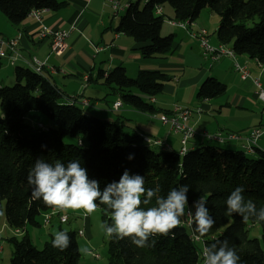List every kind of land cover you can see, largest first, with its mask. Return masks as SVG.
Segmentation results:
<instances>
[{
    "label": "trees",
    "instance_id": "16d2710c",
    "mask_svg": "<svg viewBox=\"0 0 264 264\" xmlns=\"http://www.w3.org/2000/svg\"><path fill=\"white\" fill-rule=\"evenodd\" d=\"M65 5L59 0H0V10L14 26L27 19L31 8L57 12ZM165 5L172 7L175 20L190 23L205 8H210L220 18L218 42L264 66V0H149L143 8L140 2H131L116 32L133 37L143 58L161 59L175 49V35L161 34L165 18L156 9ZM14 74L13 87L0 86V221L5 209L7 225L14 231L25 232L20 239L9 240L14 246L11 264H79L80 261L76 232L64 231L71 241L65 251L53 248V238L39 250L26 232L28 226L41 227L39 217L53 210L42 200L32 199V189L27 183L29 170L38 158L65 164L79 160L89 179L98 180L101 189L109 182L118 181L126 169L130 175L143 176L146 189L159 187L161 196L180 185L189 186L188 205L177 228L168 236L150 237L144 248L136 247L130 238L120 241L108 238V264H204V248L224 240L235 248L240 257L238 264H264V222L250 218L245 223L239 215H225L226 200L237 186L243 187L245 200H252L257 209L264 207V150L257 148L249 154L242 149L206 145L190 149L183 156L173 150L155 151L141 135L125 131L121 119L107 121L88 115L76 102L65 103L63 92L45 75L24 66L16 67ZM97 78L124 106L150 115L170 113L152 102L172 80L167 73L141 70L132 79L119 66L108 72L100 70ZM226 89L225 84L209 77L201 84L197 98L212 100ZM133 90L145 98L133 94ZM34 112L47 116L54 127L34 126L28 121ZM66 137L76 138L78 143L67 144ZM130 154H134V159H128ZM200 196L207 200L215 220L203 237L194 231L193 218L187 224V212L194 213L188 208ZM97 204L103 223L111 224V211L99 201ZM152 206L155 200L141 205ZM254 227L261 228L262 242L250 239L249 231ZM198 243L204 244L201 252Z\"/></svg>",
    "mask_w": 264,
    "mask_h": 264
},
{
    "label": "crops",
    "instance_id": "0c3cea01",
    "mask_svg": "<svg viewBox=\"0 0 264 264\" xmlns=\"http://www.w3.org/2000/svg\"><path fill=\"white\" fill-rule=\"evenodd\" d=\"M59 1L64 2L66 4L65 7L57 12L49 11L45 13L43 15L42 22H37L34 19L27 18L21 25L14 26L6 19L3 13H0V39L22 36L19 45V52L27 64L24 67L29 68V62L33 58L46 62L47 65L44 69V75L57 87L58 90L63 92L65 96L63 100L65 103H69V98L77 99V102L81 101L86 107H88V110H90L95 117V114L105 115L107 111L117 112L119 113L118 119L124 121L125 126H128L129 124L130 130L133 132L138 133L139 135H145L161 140L168 144L173 151L180 152L181 148L179 145V135H174L173 133L168 132L166 126L160 124V126H158V120L154 118L153 115L140 113L124 105H122L119 111H114L113 106L119 100L117 97L111 105H108V107L101 105L98 94H105L103 99L109 104L111 102L108 101V96H111V91L101 83L100 79L97 78L98 72L100 70L108 72L115 67L121 66L124 67L127 73L129 66H136V70L139 71L145 69L161 71L163 73H167L168 75L170 73L181 74L182 76L178 79L174 76V79L177 82L176 86H165L164 88V92L171 90L180 94L178 103L170 105L164 100L160 102L157 98H155L153 100L156 107L166 111H171L176 105L189 108L202 107L203 111L209 112L213 110V100L200 101L198 100L197 95L196 98L188 100L184 97L183 92L186 90H192L194 91V94H198L202 82L210 75L214 76L216 79L218 78L216 77L217 74L227 77L231 76L234 61L229 58H222L213 62L209 58L203 56L204 53H202V48H200L199 39L195 37L191 38L192 36L186 31L174 27L172 28L181 31V35H178L177 33H168L169 35H175V49L161 59H145L138 51L139 45L133 37L116 32L120 19L124 16L123 12L125 11L126 14L128 6L131 2H133V0ZM115 1L120 3V8L117 12L113 9V2ZM162 12L164 15L165 6L162 7ZM202 13L203 12H201L197 20L191 23L192 25L189 26V29L207 30L205 22L202 20ZM168 17L169 20H174V12H172L171 16ZM210 18L213 19L214 16L211 15ZM43 26L52 30H66L70 32L68 38V49L62 56L52 55L50 58H47L50 53V41H39L37 39V33ZM219 45L220 43L218 42L217 46ZM203 57L208 61L209 69L211 70L206 68L207 62H203ZM236 59L241 66L247 67L250 71L251 78L242 80L241 75L236 71V73L233 74L235 75V79H237V82L233 81V94L229 95L226 93L224 98H218L220 99L218 102H220L221 107L226 106L230 109H232L233 106L242 109L247 104L250 105L254 108V110L260 111L259 123L250 129H243L244 127L232 126L230 124V120H228V122H220L221 124L217 121L216 124L210 122L209 127L206 126L205 129L198 130L197 127L200 125L203 118L200 116H193L191 125L196 130V136L189 144V148L191 150L209 145L210 142L208 141L210 140L204 137V134L206 133L213 135L219 132H224L245 135L254 128L264 127V103L260 100L258 88L254 83L255 80H260L261 87L264 90V66L260 65L257 61L250 59L246 55H241ZM151 61H159L160 63L151 64ZM7 62L10 65V61L8 59ZM98 64H101L99 69ZM102 64H108L107 69H104L105 66ZM51 67L56 69V72L51 71ZM96 69H98L97 74ZM88 89H92L91 98H86L85 93ZM105 89L108 91L107 93H105ZM84 111L88 115L92 116L88 113L87 108H85ZM236 112L237 110H234L233 113L235 114ZM34 118L37 120L39 119L37 115H35ZM234 118L235 116L232 117V119ZM245 144L246 143L244 141L231 142L226 144L225 148L229 150H240ZM258 146L260 149H264V135L258 142ZM64 214V212H60V215ZM68 217L69 221L70 216L68 215ZM59 220L58 216H55L52 220L51 226H53L54 221L58 222ZM83 222L86 229L85 236L88 239H91V234L89 235L87 233L91 232L90 219L85 218ZM2 228L11 230L12 233H15L14 235L19 239L23 237L25 233L21 232L17 234L7 225L6 222ZM26 232L30 236L28 227L26 228ZM3 233L4 231L1 229L0 253L4 251V245L2 244L4 241V238H2ZM5 239L8 241L11 237L8 236Z\"/></svg>",
    "mask_w": 264,
    "mask_h": 264
},
{
    "label": "clouds",
    "instance_id": "9594fccd",
    "mask_svg": "<svg viewBox=\"0 0 264 264\" xmlns=\"http://www.w3.org/2000/svg\"><path fill=\"white\" fill-rule=\"evenodd\" d=\"M46 147V146H42ZM134 159V154L128 156ZM27 183L32 189V199L42 200L54 211L82 210L86 216L93 214L99 204L111 211V224L102 228L109 239L120 241L130 238L136 247L148 246L152 236H168L181 223L188 205V185L172 188L166 196L159 195V187L145 188L144 177L130 175L126 169L118 181L107 183L102 189L96 179H89L87 169L79 160L67 164L56 160L54 163L43 158L35 160L29 170ZM244 189L237 186L226 200V216L239 215L242 222L250 218L264 222V207L257 209L252 200H245ZM143 197V199H142ZM155 200V206L142 208ZM194 213L190 214L195 225L194 231L203 237L215 224L207 207V200L200 196L192 203ZM53 248L65 251L70 246V237L64 231L54 233ZM82 255H91L89 248L77 249ZM204 264H238L240 257L228 241H217L203 251Z\"/></svg>",
    "mask_w": 264,
    "mask_h": 264
},
{
    "label": "rangeland",
    "instance_id": "374dc122",
    "mask_svg": "<svg viewBox=\"0 0 264 264\" xmlns=\"http://www.w3.org/2000/svg\"><path fill=\"white\" fill-rule=\"evenodd\" d=\"M133 2L135 3L136 0H133ZM144 5H145V2L142 0L140 2V7L143 8ZM172 12H173L172 7L170 5H165V14H164L165 21H164L163 30H162V36H164V37L169 36L168 33H177L178 35H181L180 30L174 29L168 24V20H169L168 16H171ZM202 12H203L202 13V20L205 22L206 29L209 33L210 44L212 46H217L218 45V42H217L218 41V39H217V29L218 28L217 27H218V22L220 23V18L218 15L213 13L210 10V8H208V7L205 8ZM0 13H2L1 10H0ZM123 15H125V11L123 12ZM211 15L214 16L213 19L210 18ZM191 38H193V37H191ZM199 45L201 48V44H199ZM202 53H203V50H202ZM240 56L241 55H237V58H239ZM202 60H203V62H207L206 68L208 70H211V69H209L208 61L204 57L202 58ZM1 61H2V70H0V85L3 87L11 88L15 85V74H14L15 68L18 66H25L27 64L23 58H21L19 62L14 63V65H11V64L9 65L7 62V59H1ZM159 63H160L159 61H151V64H159ZM148 64H150V63H148ZM215 64H214V66H215ZM99 66H101V64H98V69H99ZM103 66H105L104 69H107L108 64H104ZM98 69H96V74L98 72ZM142 70H145V69H142ZM138 71L139 70H136V66H129L127 73H128V76L133 79V78L137 77ZM147 71H156V70H147ZM231 72H232V75L228 76V77L227 76H221V75L217 74V76H216V77H218L217 79L221 83L226 85V88H227L226 92L223 95L212 99L213 100L212 103L214 105L212 111H209V112L203 111L202 113H198V114L194 115V116H200L203 118L200 125L197 127L198 130H203V129H205L206 126L209 127L210 122L213 124H216L217 121L220 123V122H228V120H230V124L232 126L244 127L243 129H250L253 126L258 125L260 111L254 110V108L251 107L250 105L247 104L242 109L236 108V106H233L232 109H230L226 106H223V107L220 106L221 104H220V102H218V100H220V99H218V98H224L226 93H228L229 95H232L234 92V86H232V85H234L233 81L237 82V79H235V75H233L236 73V69L233 67ZM169 75L171 76L172 80L166 84V87L176 86L177 82L175 81L174 76L177 77V79H178L182 75L177 74V73H170ZM209 77H214V76L210 75L207 78H209ZM207 78H205V80ZM97 86H99V85H97ZM91 92H92V89L86 90V93H85L86 98L92 97ZM107 92L108 91L105 89V93H107ZM96 93L98 94L97 91H96ZM132 93L136 94V95H140L143 98H145V96L137 90H133ZM98 95H99L98 97H99L100 104L104 105L105 107H108V105H111L112 102L116 98V96L114 97L113 95L108 96V101L111 102L108 104V102L103 99L105 97V94H101V95L98 94ZM179 95L180 94H177L175 91L167 90L156 98L160 102L162 100H164L171 105L173 103H178ZM183 95L186 99L191 100L192 98H196L197 94H194V91H192V90H186L183 92ZM77 105L80 106L81 108H84V109L87 108L88 113H90L92 116H94V114L91 113L90 110H88V107H86L81 101L77 102ZM234 110H237V112L235 114L233 113ZM35 115H37L39 117L38 120L34 118ZM95 115H96V117H99L101 119L114 122V121H117L119 113L113 112V111H107L105 115H101V114H95ZM234 116H235V118L232 119V117H234ZM28 121L32 122V124L34 126H39V123H42V125L45 128L54 127L53 122L47 116H45L41 113H38V112L32 113L28 117ZM158 121H157L158 126L163 125L160 121H159L160 123ZM129 126L130 125L128 124V126L125 127V131L133 132L132 130H130ZM163 126L167 127L168 132L173 133L169 126H167V125H163ZM200 127H202V128H200ZM211 128H213V127H211ZM198 133H201V132H198ZM222 133L226 134L224 132H222ZM173 134L175 135V133H173ZM177 135H179V134H177ZM180 138H181V136L179 135V140H180ZM152 139L158 140L155 138H152ZM64 141L67 144H77L78 143V140L76 138H73V137H66L64 139ZM208 142H210L209 145L217 147V148H225V146H226V145L217 144L216 142H213V141H208ZM179 145H180V143H179ZM180 148H181V145H180ZM152 149L155 151H159L158 147H153ZM188 209H190L191 211H195V209L192 207H189ZM64 213L70 216V219L67 223L61 224L59 222L60 221L59 220L58 222L54 221L53 226H51V224L45 225V224H43V218H44V214H43L38 219V221L41 222V227L28 226V230H29V234H30L29 237L31 238L32 243L39 250H41L44 248L45 244L53 238L54 233H56L58 231L63 230V231H72V232L77 233L79 230H82V231L86 232L83 220L85 218H89L90 219L91 232L90 233L87 232V233L89 235L91 234V239H88L86 236L81 237V236L77 235V242H78L79 248L80 247H87V248H89V250L92 254L91 255H82L80 253L81 257H80L79 264H108V246H107L108 237L106 236L105 231L102 228V225L104 223L102 220L100 208L97 207V210L93 214H91L90 216H86L82 210H80V211L68 210L67 212H64ZM5 216H6V212L4 209L3 216H2V219L0 221V230L2 229V231H4V233L2 234V238H4V241L2 243L4 245V251H2L0 253V264H11V261L13 258L14 246L9 240L7 241L5 238L8 236L11 238L17 237V236H15L14 235L15 233H12L11 230H7L6 228H2L4 226V223L6 222ZM58 218H59V216H58ZM51 223H52V221H51ZM249 237H250V239H258L262 242V230H261V228L260 227L252 228L249 231ZM197 246L201 252L203 247H204V244L198 243ZM95 254L99 255L100 259H96L94 257Z\"/></svg>",
    "mask_w": 264,
    "mask_h": 264
},
{
    "label": "built area",
    "instance_id": "2783aa9c",
    "mask_svg": "<svg viewBox=\"0 0 264 264\" xmlns=\"http://www.w3.org/2000/svg\"><path fill=\"white\" fill-rule=\"evenodd\" d=\"M136 1L141 2L142 0H136ZM143 1L145 2V4L149 2V0H143ZM119 8H120V3L117 1L113 2L114 11L117 12ZM49 11H50L49 9L39 10V9L31 8L27 14V18L34 19L37 22H42L43 15ZM156 11L158 15H162L163 13L161 7H158ZM168 24L171 27L182 29L186 31L188 34H190L192 37L199 39L205 57L209 58L213 62H216L222 58L232 59L234 61V68L241 75V79L247 80L251 78L250 71L247 69V67L241 66L237 62L236 59L237 54L231 48V46L220 44L219 46L215 47L210 44L209 34L207 30L189 29V26L192 24L188 21H178L174 19V20H168ZM69 34L70 32L66 30H52L45 26L41 28V30L37 33V39L39 41L49 40L51 43L50 53L47 58H50V56L52 55L62 56L67 51ZM20 42H21V36L15 38H9V39L1 38L0 59H8L11 65H14V63L19 62L20 59L22 58L19 52ZM46 65H47L46 62L39 61L37 58H33L29 62V66H30L29 68H31L36 74L42 76L44 75V69ZM50 69L51 71L56 72V69L52 67ZM254 83L255 86L258 88L259 98L264 103V90L261 87V82L260 80H255ZM69 102L73 104L77 102V99H69ZM152 102L154 103V100H152ZM121 107H122L121 101L118 100L114 104L113 110L119 111ZM202 112H203L202 107L189 108V107L176 105L170 111L169 114H160L153 116L154 118L158 119L163 125L169 126L173 133L179 134L181 136L180 138L181 150L179 153L183 156L190 150L189 144L196 136V130L191 125L192 118L195 114ZM39 127H44V126L41 123H39ZM263 135H264V127L263 128L257 127L245 135L237 134V133L223 134L219 132L213 135L206 133L204 134V137L220 145H226L231 142L244 141L246 144L242 146V149L249 154H253L255 150L259 148L258 142L261 140ZM141 136L144 142L150 147H158L165 151L172 150V148L165 142H162L160 140H153L151 137L145 135H141ZM55 216H59L61 223L68 222L69 217L67 214L60 215L59 211L51 210L47 213H44L43 224L45 225L51 224V221ZM187 218H188L187 224L190 225L192 221V215L190 214V211L187 212ZM15 232L17 234L21 233V231L19 230H15ZM78 235L84 237L85 232L79 231ZM94 257L96 259H100L99 255L95 254Z\"/></svg>",
    "mask_w": 264,
    "mask_h": 264
}]
</instances>
